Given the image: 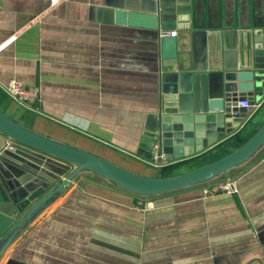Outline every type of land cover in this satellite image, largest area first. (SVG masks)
Listing matches in <instances>:
<instances>
[{
	"label": "crops",
	"instance_id": "0c3cea01",
	"mask_svg": "<svg viewBox=\"0 0 264 264\" xmlns=\"http://www.w3.org/2000/svg\"><path fill=\"white\" fill-rule=\"evenodd\" d=\"M155 1L0 0V46L7 43L0 111L44 136L157 176L159 163L137 157L136 149L158 103L160 31L116 21L123 3L150 11ZM192 15L202 28L264 27V0H192ZM164 29L178 32L176 24ZM172 43L164 39L166 47ZM13 78L39 89L42 102H15L2 88ZM259 112L257 126L264 102L246 123ZM8 139L0 132V152ZM20 147L44 163L6 154L0 166L11 187L54 180L19 215L20 226L0 236V250L9 242L0 264H264V146L231 171L238 193L212 197L204 195L206 184L145 196L91 173L51 196L71 164Z\"/></svg>",
	"mask_w": 264,
	"mask_h": 264
},
{
	"label": "water",
	"instance_id": "95a60500",
	"mask_svg": "<svg viewBox=\"0 0 264 264\" xmlns=\"http://www.w3.org/2000/svg\"><path fill=\"white\" fill-rule=\"evenodd\" d=\"M127 5L116 10L117 23L160 32L171 24L178 28L176 36L161 37L158 103L146 116L137 157L162 167L217 152L245 130L255 132L241 146L182 174L164 176L160 167L157 176H147L37 133L0 111V132L16 142L14 151L0 152V162L6 154L18 153L39 165L44 163L20 147L24 145L74 167L51 196L63 193L71 181L85 173L145 196L172 192L228 178L264 146V120L258 126L256 123L260 112L243 126L250 107L238 105L239 101L253 105L264 100V27H199L192 23V0H156L150 11ZM167 37L173 43L166 47ZM52 178L32 187H11L0 166V236L20 226L16 223L19 215L43 195Z\"/></svg>",
	"mask_w": 264,
	"mask_h": 264
},
{
	"label": "built area",
	"instance_id": "2783aa9c",
	"mask_svg": "<svg viewBox=\"0 0 264 264\" xmlns=\"http://www.w3.org/2000/svg\"><path fill=\"white\" fill-rule=\"evenodd\" d=\"M176 30H163L160 32V36H176ZM7 43H4L0 46V51ZM2 88L5 92L18 104L25 106L27 108H31L32 104H40L42 102L41 92L36 88H28L24 85L23 81L18 78L11 79L7 84L2 85ZM263 102L259 101L253 105H249L248 101H239L238 105L243 107H250V110L247 113V117L243 122V126L246 121H248L262 106ZM15 141L10 138L6 141L3 150H15ZM1 151V152H2ZM204 195L205 197H212L222 194H234L238 193V188L236 185V181L232 177L225 178L224 180H216L213 182H209L208 185L204 187Z\"/></svg>",
	"mask_w": 264,
	"mask_h": 264
},
{
	"label": "rangeland",
	"instance_id": "374dc122",
	"mask_svg": "<svg viewBox=\"0 0 264 264\" xmlns=\"http://www.w3.org/2000/svg\"><path fill=\"white\" fill-rule=\"evenodd\" d=\"M217 156H213V155L208 154L204 158H200V159L196 158V159H194L192 161H183V162H181V163H179L177 165L175 164L176 166L175 165H170V166H167V167L163 166L161 168L163 169V175L164 176L179 175V174H182V173H184V172H186V171L190 170L191 168H194V167H196L198 165H202L204 163L213 161L214 159L218 158ZM70 166H72V165H70ZM73 169H74V167L72 166L71 170H73ZM220 179L222 180V179H224V177L219 178V180ZM208 184L209 183H206V185H208Z\"/></svg>",
	"mask_w": 264,
	"mask_h": 264
},
{
	"label": "trees",
	"instance_id": "16d2710c",
	"mask_svg": "<svg viewBox=\"0 0 264 264\" xmlns=\"http://www.w3.org/2000/svg\"><path fill=\"white\" fill-rule=\"evenodd\" d=\"M247 131H249V130H245L244 132L237 134V135L233 138V140H231V141L229 142L228 146H227V147H224V148H225V152H224L221 156L227 154V153L230 152L232 149L241 146V145H242L243 143H245V142H246V141H247V140H248V139L254 134V132H255V130H254L251 134H248V133H246ZM221 156H219V157H221ZM219 157H218V158H219ZM216 159H217V158H216Z\"/></svg>",
	"mask_w": 264,
	"mask_h": 264
}]
</instances>
